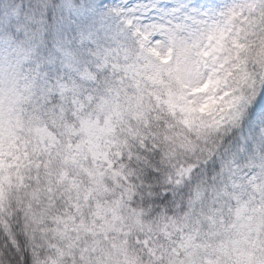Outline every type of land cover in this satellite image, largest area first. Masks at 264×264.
<instances>
[{"label": "snow or ice", "instance_id": "obj_1", "mask_svg": "<svg viewBox=\"0 0 264 264\" xmlns=\"http://www.w3.org/2000/svg\"><path fill=\"white\" fill-rule=\"evenodd\" d=\"M0 264H264V0H0Z\"/></svg>", "mask_w": 264, "mask_h": 264}]
</instances>
